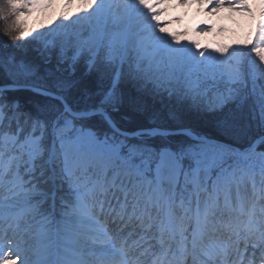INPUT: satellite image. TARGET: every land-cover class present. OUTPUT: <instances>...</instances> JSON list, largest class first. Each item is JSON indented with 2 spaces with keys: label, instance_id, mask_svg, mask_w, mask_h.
Masks as SVG:
<instances>
[{
  "label": "snow or ice",
  "instance_id": "snow-or-ice-1",
  "mask_svg": "<svg viewBox=\"0 0 264 264\" xmlns=\"http://www.w3.org/2000/svg\"><path fill=\"white\" fill-rule=\"evenodd\" d=\"M58 7L0 0V264H264V0H63L35 25ZM193 8L245 35L174 27Z\"/></svg>",
  "mask_w": 264,
  "mask_h": 264
},
{
  "label": "rangeland",
  "instance_id": "rangeland-1",
  "mask_svg": "<svg viewBox=\"0 0 264 264\" xmlns=\"http://www.w3.org/2000/svg\"><path fill=\"white\" fill-rule=\"evenodd\" d=\"M58 4L60 5V7L56 8L52 12H49L47 15L41 14L38 17H34L33 22L35 23V25L37 27H39V25L41 24L46 25V26L50 25L55 20L56 15H58L59 12L63 10V0H61L60 2L58 0ZM183 11L184 10H177L175 14L178 15ZM193 12H195L194 8L189 10L188 16L186 17L185 23L183 25H175L174 27H176L178 30L185 26L191 29L195 27L197 24H203L205 21H207L209 24L215 25V29L213 33H210L207 36H204L201 38L203 43H208L212 47H216L221 43L234 44L237 40H239L245 35L241 27L237 25L236 23H234L232 19H227L225 17H222L224 12L221 13L219 16H208V15H205L204 13H200L199 15L195 17V19H192L191 24H188L187 20L191 19V14ZM220 27H225L227 30L225 32L217 34V30ZM154 109L161 110V111L164 110L163 106L160 104L154 105ZM204 117L205 119L208 118L207 116H200V115H195L192 113L184 114V118H186L188 121H191V122L196 121V119L194 118H198V120H200V119H204Z\"/></svg>",
  "mask_w": 264,
  "mask_h": 264
},
{
  "label": "trees",
  "instance_id": "trees-1",
  "mask_svg": "<svg viewBox=\"0 0 264 264\" xmlns=\"http://www.w3.org/2000/svg\"><path fill=\"white\" fill-rule=\"evenodd\" d=\"M25 51H22L21 54H27V55H34V53L31 52L30 49H24ZM86 86H81L79 88L73 89L72 92L70 93V99L78 101L80 99L79 93L85 90ZM29 104L35 103V102H46L43 97H35L31 93H22L21 94ZM121 123L122 126L129 130V131H135L139 127L146 125L151 122L150 115L148 113H145L143 111H137L133 107L128 106L126 107L122 113L117 117ZM196 121L191 122L188 121L186 118H184L186 123L193 124L197 127H200L205 130H210L212 128V118L208 117L205 119H200L194 118Z\"/></svg>",
  "mask_w": 264,
  "mask_h": 264
},
{
  "label": "bare ground",
  "instance_id": "bare-ground-1",
  "mask_svg": "<svg viewBox=\"0 0 264 264\" xmlns=\"http://www.w3.org/2000/svg\"><path fill=\"white\" fill-rule=\"evenodd\" d=\"M60 1H61V0H59V2H60ZM222 17H225V18H227V19H232V18L228 15L227 12H224V14H223Z\"/></svg>",
  "mask_w": 264,
  "mask_h": 264
}]
</instances>
